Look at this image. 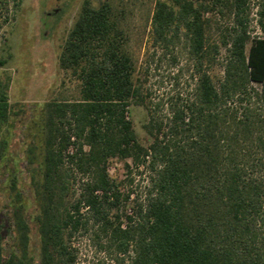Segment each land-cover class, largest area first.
<instances>
[{
    "label": "trees",
    "instance_id": "1",
    "mask_svg": "<svg viewBox=\"0 0 264 264\" xmlns=\"http://www.w3.org/2000/svg\"><path fill=\"white\" fill-rule=\"evenodd\" d=\"M7 1L0 30L11 18ZM214 18L222 24L212 40ZM146 20L154 45L185 48L192 87L148 107L150 142L141 143L127 113L149 93L135 77L120 9L114 0H82L58 57L79 80L78 95L40 106V141L26 148V162L36 163L31 210L6 154L17 111L11 77H0V175L9 172L0 264H75L78 233L113 264H264V0H155ZM221 50L215 81L208 69ZM7 59L0 56V68ZM111 158H130L148 174L122 215L113 213L121 191ZM73 170L84 175L77 190Z\"/></svg>",
    "mask_w": 264,
    "mask_h": 264
},
{
    "label": "rangeland",
    "instance_id": "2",
    "mask_svg": "<svg viewBox=\"0 0 264 264\" xmlns=\"http://www.w3.org/2000/svg\"><path fill=\"white\" fill-rule=\"evenodd\" d=\"M154 1L114 0L122 14L123 26L129 33L128 49L136 64L135 77L142 81L144 92L149 93L144 103L131 104L127 113L138 140L144 145L150 142V137L143 128L148 107L161 99L168 101L177 95L184 97L193 84L190 60L182 44L177 43L169 53L153 43L150 22L146 19L151 14ZM7 2L11 18L0 30V56L8 59L6 65L0 68V77L5 74L11 77L9 101L16 103L17 115L9 128L6 154L10 165L16 169L18 185L24 190L31 210L33 204L29 198L28 186L36 163L26 162V148L40 141V106L53 98L78 95L79 80L71 70L59 66L58 57L82 0H20L16 8H13L12 0ZM221 24L219 19H213L209 32L212 40L217 38V27ZM252 30V35L260 34L257 28ZM172 55L176 56L175 60ZM222 60L223 50L208 69L215 81L222 75ZM255 86L259 87L257 84ZM34 153L38 154V150L34 149ZM107 167L110 179L121 191L119 208L113 209V213H129L133 200L144 193L148 174L130 158H111ZM8 174L3 172L0 175V199L8 191ZM83 176L72 171V190H77ZM31 238L36 251L37 232L33 224ZM72 246L77 249L75 264H113L107 260L106 254L98 250L88 235L78 233L72 238ZM34 264H38L37 258Z\"/></svg>",
    "mask_w": 264,
    "mask_h": 264
}]
</instances>
